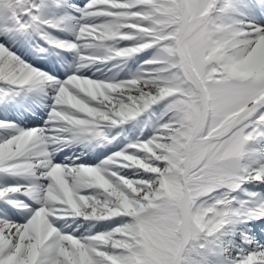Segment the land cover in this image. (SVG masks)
<instances>
[{"label":"snow or ice","instance_id":"obj_1","mask_svg":"<svg viewBox=\"0 0 264 264\" xmlns=\"http://www.w3.org/2000/svg\"><path fill=\"white\" fill-rule=\"evenodd\" d=\"M0 264H264V0H0Z\"/></svg>","mask_w":264,"mask_h":264}]
</instances>
